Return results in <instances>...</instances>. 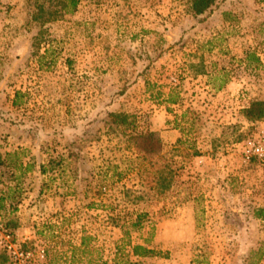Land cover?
Returning <instances> with one entry per match:
<instances>
[{"label":"rangeland","instance_id":"374dc122","mask_svg":"<svg viewBox=\"0 0 264 264\" xmlns=\"http://www.w3.org/2000/svg\"><path fill=\"white\" fill-rule=\"evenodd\" d=\"M40 4L0 0V264H264V0Z\"/></svg>","mask_w":264,"mask_h":264},{"label":"trees","instance_id":"16d2710c","mask_svg":"<svg viewBox=\"0 0 264 264\" xmlns=\"http://www.w3.org/2000/svg\"><path fill=\"white\" fill-rule=\"evenodd\" d=\"M62 1V5L59 9L56 10H47V8H44V5L40 4L38 12L36 13V17L38 19L40 18H46V13L49 15H54V17H57L58 15H62V13L65 12H72L74 11L79 3V0H60ZM216 0H193V10L195 14H202L207 9H209ZM46 12V13H45ZM246 114L250 119H259L264 116V102L263 101H254L251 103L250 107L247 108ZM110 116L113 122L121 123V124H128V118L130 117L129 114L125 112H110ZM264 213V208H259L257 210V216L262 217ZM153 250L151 248H148L144 246L143 244H138L134 246V253L138 256H149L152 254Z\"/></svg>","mask_w":264,"mask_h":264},{"label":"built area","instance_id":"2783aa9c","mask_svg":"<svg viewBox=\"0 0 264 264\" xmlns=\"http://www.w3.org/2000/svg\"><path fill=\"white\" fill-rule=\"evenodd\" d=\"M259 155H264V146L257 147L256 151Z\"/></svg>","mask_w":264,"mask_h":264}]
</instances>
